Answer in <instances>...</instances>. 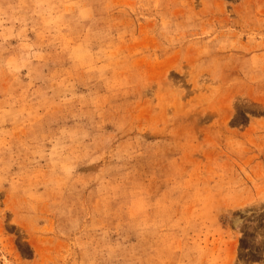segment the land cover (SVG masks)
I'll return each instance as SVG.
<instances>
[{
  "label": "rangeland",
  "instance_id": "obj_1",
  "mask_svg": "<svg viewBox=\"0 0 264 264\" xmlns=\"http://www.w3.org/2000/svg\"><path fill=\"white\" fill-rule=\"evenodd\" d=\"M0 264H264V0H0Z\"/></svg>",
  "mask_w": 264,
  "mask_h": 264
}]
</instances>
